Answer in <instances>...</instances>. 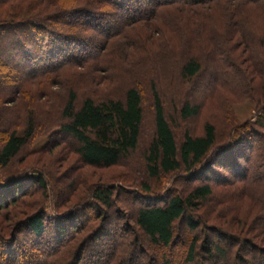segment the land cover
I'll return each instance as SVG.
<instances>
[{
	"label": "trees",
	"instance_id": "obj_1",
	"mask_svg": "<svg viewBox=\"0 0 264 264\" xmlns=\"http://www.w3.org/2000/svg\"><path fill=\"white\" fill-rule=\"evenodd\" d=\"M62 1L0 0V75L3 77L0 84L4 83L2 80L20 78L19 83H22L47 71L85 64L97 56H88L90 53L87 52L90 49L103 50L108 43L106 38L122 22L133 23L160 7L199 6L213 0H88L91 4L70 9H63ZM231 1L234 0L226 3ZM239 2L253 5L249 6L253 11L244 7L246 11L226 15L229 20L222 21L226 28H218L226 35V42L235 37L245 42L244 33L250 32L245 15L248 17L251 12L264 15V0ZM98 3L116 9L104 13ZM70 13L73 14L71 19L66 20ZM115 14L122 17L119 24L109 30L105 27L110 22L108 17ZM76 22L103 32L104 44L90 43L84 34L88 29L79 31L81 27ZM255 27L262 31L258 35L264 37V24L256 23ZM207 32L208 28L201 31V36L193 38L195 41L191 40V44L204 45L213 54H210L209 63L213 73L209 77L207 92L198 97L200 100L197 102V97L194 101L187 100L178 108L183 119L199 114L201 99L217 89L221 74L226 77L225 83L231 76L235 77L234 82L241 80L245 83L248 75H256L259 81L250 79L252 84H247L248 87L255 91L264 89V60L250 54L246 57L251 67L249 70L227 61L230 67H223L218 56L224 53L223 47ZM196 56V53H187L180 67L179 75L186 84L193 83L201 74V63ZM36 66L40 68L38 71ZM8 67L13 74L5 71ZM151 91L154 131L144 153L146 174L157 178L161 173L178 172L183 168L192 178L189 185L181 191L170 190L166 196H154L153 199L148 196L154 193L144 186V196L148 200L135 208L132 214L134 228L114 224L109 231L113 211L110 186L97 185L90 193L91 199L84 202L67 205L64 201L58 208L50 209L43 195L45 178L35 168L23 167L14 175L1 173L0 264H171L169 260L160 263L150 250L152 246L169 248L174 245L175 234L181 228H184L186 242L180 264H264V216L256 215L249 223L239 222V229L228 230L198 213L211 197L214 182L237 184L248 178L251 171L247 161L253 160L255 126L247 121L235 124L225 137L220 138L215 123L206 121L201 134L185 132L177 142L155 84H152ZM262 109L254 122L264 125V104ZM59 115L56 130L69 138L68 143L78 159L90 167H108L128 157L138 146L143 119L142 96L135 86H127L119 94L102 98L91 95L78 98L75 91L70 90ZM34 130L35 122L31 118L20 131L4 132L0 143L1 169L7 168L26 146ZM247 140V149L251 146L252 149L246 155L240 147ZM242 159L244 165L240 162ZM262 161L264 158L257 163L260 170ZM254 171L257 174L259 170H252V173ZM223 172L234 176L233 179L226 178ZM260 203L264 210V195ZM212 213L213 208L206 218L210 219ZM116 216L118 218V214ZM100 237L105 240L101 241Z\"/></svg>",
	"mask_w": 264,
	"mask_h": 264
},
{
	"label": "rangeland",
	"instance_id": "obj_2",
	"mask_svg": "<svg viewBox=\"0 0 264 264\" xmlns=\"http://www.w3.org/2000/svg\"><path fill=\"white\" fill-rule=\"evenodd\" d=\"M226 2L227 0H213L199 6L180 4L178 7L172 5L164 7L165 9L160 7L152 12L153 14L133 23L122 22L111 36L106 38L108 43L104 45L103 50L90 49L87 52L90 53L88 56L96 54L97 56L87 62L83 61L85 64L47 71L22 83H19L21 78L15 81L2 80L4 83L0 84V143L6 130L20 131L31 118L35 122V130L26 146L11 160L7 168H0V174L14 175L23 167L35 168L34 170L39 171L45 178L46 188L43 195L46 206L50 209L58 208L64 201L68 203L67 205L84 202L91 199L90 193L97 185L110 186L113 211L110 213L109 231L113 229L114 224H127L134 228L132 214L136 207L148 200L147 196H144V186L154 193L148 196L153 199L154 196H166L170 190L181 191L192 179L183 168L178 172L161 173L157 178H150L146 174L144 153L154 131L151 86L155 84L177 142L181 141L185 132L201 134L206 121L215 123L220 138L225 137L235 124L247 121L255 126L252 137L253 160L247 161L248 170L251 171L248 178L238 181L237 184L214 182L211 197L198 213L209 222L228 230L239 229V222L249 223L256 215L264 216L260 203V198L264 195V161L263 164L260 162L261 170L257 168V163L264 158V125L254 122L263 112L264 89L259 88V91H255L247 85L252 84L250 79L257 82L259 78L256 75H248L244 83L241 80L234 82L235 77L231 76L225 83L226 77L221 74L217 89L213 88L216 90L207 93L201 99L202 106L198 115L183 119L178 114V108L185 101H194L197 97L198 102L200 100L198 97L207 92L209 77L213 73L209 69L210 57L213 54L204 45L196 42L195 45L191 44V40L195 41L193 38L201 36V31L208 28L209 37H214L210 39L223 47L224 53L218 55L223 61H221L223 67H230L227 66L228 62L242 65L249 70L251 67L248 66L246 57L248 58L250 54L264 60V37L258 35L262 31L259 27L256 30L255 27L256 23L264 24V15H255L252 12L251 14L248 10L250 15L248 17L245 15V18L254 33L248 28L250 32L244 33L245 42H240L238 37L226 42V35L218 29L226 28L223 23L229 20L226 15H229V12L235 14L236 11H246L244 7L253 11L249 7L253 5L241 3L239 0L231 1L230 4ZM86 3L91 4L88 0L62 1L63 9ZM100 7L104 13L116 9L103 4ZM72 15L68 14L66 20L71 19ZM121 17L116 14L108 17L110 22L105 27L112 30L114 25L119 24ZM209 17L216 19L208 21L204 19ZM76 23L81 27L79 31L88 29L84 34L90 43L104 44L103 32L95 31L87 24ZM231 44H234V47ZM187 53H196L202 69L193 83L186 84L181 80L179 71ZM36 69L38 71L40 68L36 66ZM5 71L9 75L13 74L9 67ZM1 78L3 79L0 75ZM127 86H135L142 96L143 119L137 148L128 157L121 158L116 165L108 167L84 165L71 149L69 138L56 130L67 94L74 90L78 98L86 95L102 98L109 94H119ZM245 142L240 148L247 155L252 146L251 149H247L248 140ZM240 162L245 164L244 159ZM252 170L259 171L256 174L255 171L252 173ZM223 175L230 180L234 177L228 172H223ZM211 208L213 213L209 219L206 217ZM121 215L126 217L123 218ZM181 229L175 234V243L171 247H151L150 253L160 263L161 260H169L171 264H180L186 242L182 232L184 228Z\"/></svg>",
	"mask_w": 264,
	"mask_h": 264
}]
</instances>
